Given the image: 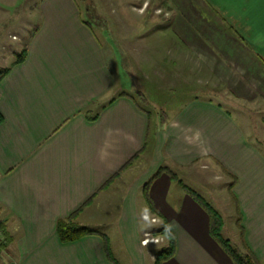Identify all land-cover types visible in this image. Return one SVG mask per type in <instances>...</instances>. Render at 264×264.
<instances>
[{"label": "crops", "instance_id": "1", "mask_svg": "<svg viewBox=\"0 0 264 264\" xmlns=\"http://www.w3.org/2000/svg\"><path fill=\"white\" fill-rule=\"evenodd\" d=\"M148 2L35 1L39 23L26 57L0 81V221L9 236L0 264H117L108 234L98 230L112 220L135 264H147L142 240L152 231L141 221L149 216L166 225V243L174 239L161 264H237L232 248L264 264V153L255 137L264 132L261 4L241 12L216 0H159L155 9ZM115 5L119 28L104 17ZM123 8L136 14L134 27ZM163 14L172 24L155 28ZM122 63H138L136 80L148 94ZM127 85L146 100L151 89H177L183 101H170L171 114L164 105V113L148 112L134 96L115 95ZM188 172L215 181L208 191L215 209L183 182L175 185ZM211 209L221 219L217 235ZM72 216L97 233L63 243L57 225Z\"/></svg>", "mask_w": 264, "mask_h": 264}, {"label": "rangeland", "instance_id": "2", "mask_svg": "<svg viewBox=\"0 0 264 264\" xmlns=\"http://www.w3.org/2000/svg\"><path fill=\"white\" fill-rule=\"evenodd\" d=\"M35 1H37V0H23V2L21 1L22 3L19 2L17 4H14L13 6H11V4H8V5L6 4L5 6L0 5V7L2 8V13H0V19H1L0 20V75H1L2 69L11 67L27 51V45L26 46H24V45L30 39V37H29L30 34L34 33L33 31L36 29V26L39 23V11L37 12V9H34L35 5H37L35 3ZM148 3H149V4H147V5H149L148 8L151 7L152 9L153 8L155 9L156 6L159 4V0H149ZM134 4H135V6H142L141 4L136 5L137 2ZM167 6H168V2H167V5H166V3L161 4V9L158 11L159 12L160 11L166 12ZM111 9L113 11H111ZM4 10H6V13L4 12ZM84 10H85L84 11L85 12L84 17L87 20V18H89L88 10H86V9H84ZM106 10L107 11L104 14L105 19L110 21L112 26H114V28H119V21H118L117 14H115V10L119 14L120 10H121L120 5H115V7L110 6ZM138 10L139 11L143 10V8L140 7V9L138 8ZM123 11H126V13L128 15L127 22L129 23V25L134 27L135 22L137 20L136 14H134V12H131L129 9L127 10L126 8H123ZM95 12H97V11H95ZM96 18H98L97 22L100 23V25L105 24V21L102 17H96ZM97 22H94L91 20V24L93 25L95 30L98 32L100 27L96 25ZM148 23L152 24L151 21ZM170 24H172L171 20H168V18H167L165 21L164 20V14H163L160 16V19L158 21V26H155V28H168L170 26ZM13 33L16 34L17 36H20L21 40L20 41L13 40L12 37L10 36V34L12 35ZM108 34H110V31H108ZM17 36H15L16 38L15 37H13V38L19 39V37H17ZM110 38L115 40L116 37H114L112 35ZM116 63H118V62L116 61ZM127 64L129 65V63H122V67L123 68L126 67L125 70L129 74L127 79L131 80V73H132V78H133L134 84L136 86L135 88L143 90L145 92V90H147V89L144 90V87L142 86V84H144V83L141 82L140 84H138L137 83L138 81L136 80L137 73L139 72L136 68L138 63H131V65H132L131 68L128 67ZM168 64H170L172 66L173 63H168ZM209 64L211 65V63H209ZM197 65L200 67V69L205 70L206 63H197ZM147 68H148L149 72H151V73L153 72V69L151 68L150 65H148ZM149 76H152V74ZM149 79L152 81L151 77ZM197 79L200 81L201 84H202V81H204V78H202V77L197 78ZM208 80H210V78ZM150 86H152V85H150ZM183 87H184V85H183ZM136 89L130 88V86H128V85L123 86L120 89L119 88L115 89V92H116L115 95L121 91L126 92L127 94L134 96V98H136V100L146 110H148V112H152V113L159 110V112H162V113L166 112L167 114H171L170 109H169L170 101H172L173 99H175L174 103H177V102L179 103V102L183 101L182 95L176 93V92H179V90H177V89H175L176 92H171L169 94L156 93L155 91H153V89H151L150 94L148 95V97L150 99H148V100H146V98L144 100L145 96L143 94L138 93ZM145 94H148V93L145 92ZM219 100H220V102H222L224 105H226L230 109H233L232 108L233 105L230 104L227 101V99L220 97ZM163 105L166 107V109H164L165 111L161 108V106H163ZM254 117H255L254 118L255 122H257L258 116L254 115ZM258 123H259V121H258ZM255 137H257L256 145H257L258 149H260L264 153V132L257 130ZM165 166L169 167V171H173V173H175L176 176H178V174H181V172H178V170H174L172 167H170V165H165ZM188 173L190 174L189 176H191L190 178H181V182H179V179H177V180L175 179V181H174L175 185L180 186L181 183L183 182L184 184L182 183V185H184V187H186V188L190 187L192 189V191H196L198 194L202 195L204 198L210 200L209 202L211 203L212 207L215 209L214 195H210L208 193V191H210L212 188L215 187V181L214 180H210V181L208 180L207 184H205V182L200 179L199 174L195 175L194 172H188ZM176 187H178V186H176ZM145 208H147V206L143 205L141 207V209H145ZM140 215H141V213H140ZM146 217H148V216H146ZM149 217H150V219L147 221L142 220L141 224H142V228L144 230L148 229V230L152 231L150 233H145V235L150 234V237L153 238L154 242L147 244L149 246L146 247L144 249V251L146 254L147 264H154L157 257H158V254L163 250V248L165 246H168V243L165 242L167 235L165 233H162V231H161L163 226L160 223H153L152 222L153 219H155V220H153L155 222L158 219L156 217H152V218H151V216H149ZM227 218L229 221V228H228L229 232L230 231L233 232L234 226L232 225V220H234V219L232 217H227ZM98 230H100L101 232L105 231L108 234L109 241L107 240V246L109 247V250L111 251V254H112V256L115 259L117 264H135L134 257L132 255V253L130 252V250L128 249V247L126 246L124 240L122 239L121 232H120L121 230L117 226V224L114 220H112L105 227H99ZM231 234L232 233H226V234H224V236L229 237ZM2 251H3V247L0 246V257L2 255Z\"/></svg>", "mask_w": 264, "mask_h": 264}, {"label": "trees", "instance_id": "3", "mask_svg": "<svg viewBox=\"0 0 264 264\" xmlns=\"http://www.w3.org/2000/svg\"><path fill=\"white\" fill-rule=\"evenodd\" d=\"M83 1H86V0H83ZM25 57H26V52L15 63H20L23 59H25ZM9 70H10L9 67L1 70L0 81L4 78V76L6 75V73ZM137 92L141 94L140 91H137ZM121 94H125V93H121ZM114 99L115 98H113L111 101H113ZM144 100H145V98H144ZM94 118H96V117L95 116L91 117V119H94ZM0 120H1V117H0ZM210 211L212 214L211 217H212L213 231H214L215 235H217L218 227L216 228V226L220 224L221 219H220V216L217 212H215L212 209ZM0 230L5 231L4 225L1 221H0ZM161 231H162V233H165L168 236V238H170L168 235L166 225H163ZM57 233L59 235L60 240L63 243H67V242L77 241L80 238L87 236V235L96 234L97 231L88 227V226H85V225L79 223L77 221L76 216H72L68 219L59 220L58 225H57ZM5 236L7 237L6 239H4V238L2 239L0 236V246L1 247H5L8 243V241H5L9 238L8 233L6 231H5ZM107 251H108L110 258L114 262H116L112 256L108 246H107ZM173 252H174V239L171 237V240H170L168 246H165L163 248V250L158 254V257H157L154 264H161L162 260L165 259L166 257L172 255ZM231 252H232V255L234 256L237 264H258V262L255 260L254 256L251 253L240 252L239 250L234 249V248H232Z\"/></svg>", "mask_w": 264, "mask_h": 264}, {"label": "snow or ice", "instance_id": "4", "mask_svg": "<svg viewBox=\"0 0 264 264\" xmlns=\"http://www.w3.org/2000/svg\"><path fill=\"white\" fill-rule=\"evenodd\" d=\"M217 5L225 8V10L235 9L243 12L251 4L257 2V0H216ZM261 4V15L259 18V29L262 39H264V0H259ZM255 27V24H254Z\"/></svg>", "mask_w": 264, "mask_h": 264}, {"label": "built area", "instance_id": "5", "mask_svg": "<svg viewBox=\"0 0 264 264\" xmlns=\"http://www.w3.org/2000/svg\"><path fill=\"white\" fill-rule=\"evenodd\" d=\"M153 220H155V219H153ZM152 242H154V241H153V238L150 237V234H146V237H145L144 240L142 241V244H143V245H147V244L152 243Z\"/></svg>", "mask_w": 264, "mask_h": 264}, {"label": "clouds", "instance_id": "6", "mask_svg": "<svg viewBox=\"0 0 264 264\" xmlns=\"http://www.w3.org/2000/svg\"><path fill=\"white\" fill-rule=\"evenodd\" d=\"M145 219H147V217H145Z\"/></svg>", "mask_w": 264, "mask_h": 264}]
</instances>
